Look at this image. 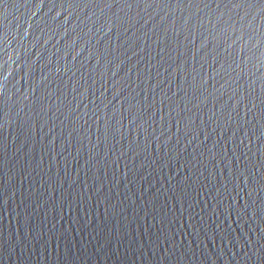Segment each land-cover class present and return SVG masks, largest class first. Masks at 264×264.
Segmentation results:
<instances>
[{"label":"water","instance_id":"water-1","mask_svg":"<svg viewBox=\"0 0 264 264\" xmlns=\"http://www.w3.org/2000/svg\"><path fill=\"white\" fill-rule=\"evenodd\" d=\"M0 264H264V0H0Z\"/></svg>","mask_w":264,"mask_h":264}]
</instances>
